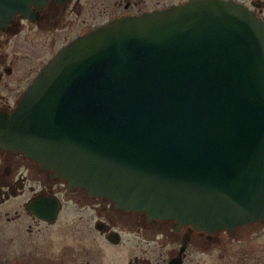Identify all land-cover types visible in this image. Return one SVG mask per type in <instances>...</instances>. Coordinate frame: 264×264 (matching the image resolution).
I'll list each match as a JSON object with an SVG mask.
<instances>
[{"label": "water", "instance_id": "95a60500", "mask_svg": "<svg viewBox=\"0 0 264 264\" xmlns=\"http://www.w3.org/2000/svg\"><path fill=\"white\" fill-rule=\"evenodd\" d=\"M48 0H0V28ZM0 144L117 207L209 232L264 220V22L192 0L64 48Z\"/></svg>", "mask_w": 264, "mask_h": 264}, {"label": "flooded vegetation", "instance_id": "af4514ba", "mask_svg": "<svg viewBox=\"0 0 264 264\" xmlns=\"http://www.w3.org/2000/svg\"><path fill=\"white\" fill-rule=\"evenodd\" d=\"M189 1L48 0L42 8L33 5L28 19L19 15L0 28V134L67 45L115 20ZM226 1L264 22V0ZM263 228L264 220L209 232L119 208L0 144V264H264V248L241 245Z\"/></svg>", "mask_w": 264, "mask_h": 264}, {"label": "rangeland", "instance_id": "374dc122", "mask_svg": "<svg viewBox=\"0 0 264 264\" xmlns=\"http://www.w3.org/2000/svg\"><path fill=\"white\" fill-rule=\"evenodd\" d=\"M248 238V237H245ZM250 240V239H249ZM250 241H252L251 244H246L249 243ZM246 240L245 242H243L242 247H248L254 251H258L259 249H263L264 248V228L262 230H259L257 235L255 236L254 240ZM246 244V245H245Z\"/></svg>", "mask_w": 264, "mask_h": 264}]
</instances>
